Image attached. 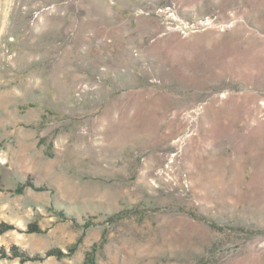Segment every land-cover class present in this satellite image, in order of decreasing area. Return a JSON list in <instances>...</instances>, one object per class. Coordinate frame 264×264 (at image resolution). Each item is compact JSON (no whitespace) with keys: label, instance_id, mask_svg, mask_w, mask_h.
I'll return each instance as SVG.
<instances>
[{"label":"rangeland","instance_id":"1","mask_svg":"<svg viewBox=\"0 0 264 264\" xmlns=\"http://www.w3.org/2000/svg\"><path fill=\"white\" fill-rule=\"evenodd\" d=\"M0 264H264V0H0Z\"/></svg>","mask_w":264,"mask_h":264},{"label":"trees","instance_id":"2","mask_svg":"<svg viewBox=\"0 0 264 264\" xmlns=\"http://www.w3.org/2000/svg\"><path fill=\"white\" fill-rule=\"evenodd\" d=\"M213 227H215V226H213Z\"/></svg>","mask_w":264,"mask_h":264}]
</instances>
